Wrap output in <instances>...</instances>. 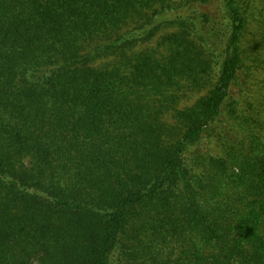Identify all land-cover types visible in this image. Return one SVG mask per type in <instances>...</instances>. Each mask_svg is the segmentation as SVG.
Wrapping results in <instances>:
<instances>
[{"label": "trees", "instance_id": "trees-1", "mask_svg": "<svg viewBox=\"0 0 264 264\" xmlns=\"http://www.w3.org/2000/svg\"><path fill=\"white\" fill-rule=\"evenodd\" d=\"M0 264H264V0H0Z\"/></svg>", "mask_w": 264, "mask_h": 264}]
</instances>
